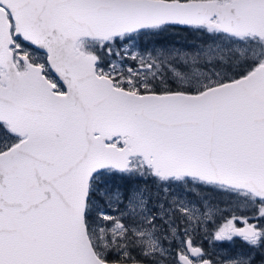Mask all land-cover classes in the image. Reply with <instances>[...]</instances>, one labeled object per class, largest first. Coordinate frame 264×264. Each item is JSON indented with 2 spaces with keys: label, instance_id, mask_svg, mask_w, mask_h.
<instances>
[{
  "label": "snow or ice",
  "instance_id": "1",
  "mask_svg": "<svg viewBox=\"0 0 264 264\" xmlns=\"http://www.w3.org/2000/svg\"><path fill=\"white\" fill-rule=\"evenodd\" d=\"M0 264H264V0H0Z\"/></svg>",
  "mask_w": 264,
  "mask_h": 264
}]
</instances>
